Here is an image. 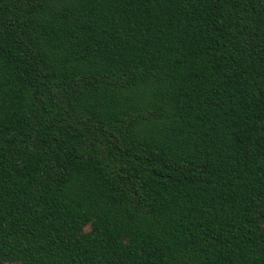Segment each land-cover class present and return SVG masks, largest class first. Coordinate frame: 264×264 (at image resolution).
Returning <instances> with one entry per match:
<instances>
[{"label":"trees","instance_id":"1","mask_svg":"<svg viewBox=\"0 0 264 264\" xmlns=\"http://www.w3.org/2000/svg\"><path fill=\"white\" fill-rule=\"evenodd\" d=\"M0 264H264V0H0Z\"/></svg>","mask_w":264,"mask_h":264}]
</instances>
